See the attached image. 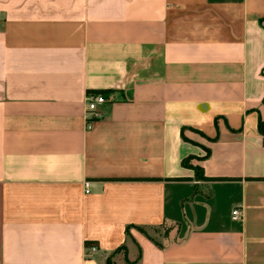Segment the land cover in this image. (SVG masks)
I'll return each mask as SVG.
<instances>
[{
    "label": "crops",
    "instance_id": "obj_1",
    "mask_svg": "<svg viewBox=\"0 0 264 264\" xmlns=\"http://www.w3.org/2000/svg\"><path fill=\"white\" fill-rule=\"evenodd\" d=\"M259 121L264 0H0V264H264Z\"/></svg>",
    "mask_w": 264,
    "mask_h": 264
},
{
    "label": "built area",
    "instance_id": "obj_2",
    "mask_svg": "<svg viewBox=\"0 0 264 264\" xmlns=\"http://www.w3.org/2000/svg\"><path fill=\"white\" fill-rule=\"evenodd\" d=\"M106 104L105 96L102 93H88L86 95V113L90 115V120H97L102 118L101 106ZM88 184L85 185L87 188ZM87 192V189H86ZM233 219L240 217L238 209H234L232 212Z\"/></svg>",
    "mask_w": 264,
    "mask_h": 264
},
{
    "label": "trees",
    "instance_id": "obj_3",
    "mask_svg": "<svg viewBox=\"0 0 264 264\" xmlns=\"http://www.w3.org/2000/svg\"><path fill=\"white\" fill-rule=\"evenodd\" d=\"M258 132H259L261 135L264 136V123L261 122V121L258 122ZM189 162H190V159H189V158H188V159H185V160L182 161V165H183L184 167H187V168L193 170L194 173H195V178H196V179H198V180H203V179H205V177H203L202 172L199 171V168H198V167H193V166H191V165L189 164ZM199 172H201V173H199ZM106 264H109V260L106 261Z\"/></svg>",
    "mask_w": 264,
    "mask_h": 264
},
{
    "label": "rangeland",
    "instance_id": "obj_4",
    "mask_svg": "<svg viewBox=\"0 0 264 264\" xmlns=\"http://www.w3.org/2000/svg\"><path fill=\"white\" fill-rule=\"evenodd\" d=\"M107 260H109V264H112L111 258H108ZM107 260H106V261H107Z\"/></svg>",
    "mask_w": 264,
    "mask_h": 264
}]
</instances>
